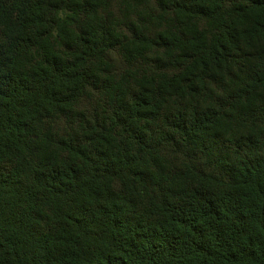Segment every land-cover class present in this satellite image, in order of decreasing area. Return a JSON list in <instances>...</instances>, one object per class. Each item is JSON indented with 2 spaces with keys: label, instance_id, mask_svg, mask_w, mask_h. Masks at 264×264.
<instances>
[{
  "label": "trees",
  "instance_id": "trees-1",
  "mask_svg": "<svg viewBox=\"0 0 264 264\" xmlns=\"http://www.w3.org/2000/svg\"><path fill=\"white\" fill-rule=\"evenodd\" d=\"M0 264H264V0H0Z\"/></svg>",
  "mask_w": 264,
  "mask_h": 264
}]
</instances>
